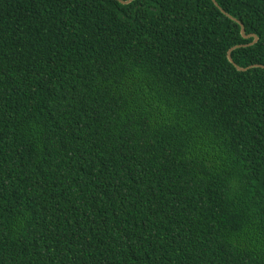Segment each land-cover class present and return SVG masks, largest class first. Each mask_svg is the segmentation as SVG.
I'll use <instances>...</instances> for the list:
<instances>
[{
	"label": "trees",
	"instance_id": "trees-1",
	"mask_svg": "<svg viewBox=\"0 0 264 264\" xmlns=\"http://www.w3.org/2000/svg\"><path fill=\"white\" fill-rule=\"evenodd\" d=\"M216 3L0 0V264H264V0Z\"/></svg>",
	"mask_w": 264,
	"mask_h": 264
},
{
	"label": "water",
	"instance_id": "water-1",
	"mask_svg": "<svg viewBox=\"0 0 264 264\" xmlns=\"http://www.w3.org/2000/svg\"><path fill=\"white\" fill-rule=\"evenodd\" d=\"M134 1H136V0H126V1L119 0V3L122 4V5H128V4H130V3L134 2ZM212 2L214 3V5H215L216 7H218V5H217V3H216V0H212ZM218 8H219V7H218ZM219 10H220L223 14H225L230 20L236 22V23L240 26V33H241V35H242V37H243L244 39H250V38L253 39V42L250 43L249 46L254 45V44L258 41V37H257V36H255V35H246L242 23H240L238 20L234 19V18L231 17L230 15L226 14L222 9H219ZM235 48H236V47L232 48V49L229 50L228 53H227V58H228L229 62H230L231 64H233V65H234V63H233V60H232V58H231V52H232ZM235 67H236V69H237L238 71H240V72H245V71L250 70V69H252V68H262V69H264V66H261V65H253V66H249V67H246V68H241V67L235 65Z\"/></svg>",
	"mask_w": 264,
	"mask_h": 264
}]
</instances>
